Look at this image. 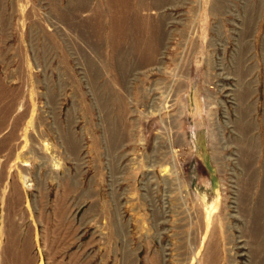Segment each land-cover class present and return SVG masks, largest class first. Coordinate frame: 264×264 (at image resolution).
Here are the masks:
<instances>
[{
  "label": "rangeland",
  "instance_id": "374dc122",
  "mask_svg": "<svg viewBox=\"0 0 264 264\" xmlns=\"http://www.w3.org/2000/svg\"><path fill=\"white\" fill-rule=\"evenodd\" d=\"M151 1L140 11L170 15L176 33L131 99L103 53L115 0H0V264H264V50L250 53L243 133L225 48L242 14L264 41V0ZM216 57L226 90L207 87L226 110L211 131L197 125L196 79ZM177 76L182 96L171 82L164 99Z\"/></svg>",
  "mask_w": 264,
  "mask_h": 264
},
{
  "label": "crops",
  "instance_id": "0c3cea01",
  "mask_svg": "<svg viewBox=\"0 0 264 264\" xmlns=\"http://www.w3.org/2000/svg\"><path fill=\"white\" fill-rule=\"evenodd\" d=\"M101 3H104L106 6L108 5V0H99ZM118 5V11L114 16L104 14L101 16L102 27L104 30L101 31L105 36L103 39V53L106 50H109V54L107 58L109 60L110 69L108 74L115 77V75L123 76L122 83L131 87L130 90V98L133 99L136 96L143 95L142 89L140 87L144 83L142 77L145 73H149L152 67L162 60V67L164 66V60L167 52L170 50L172 46V40L175 36L176 30L173 27L174 22L173 17L168 15V17L164 16L161 21H157L156 19L151 17V19L147 18L148 12L154 11V8L147 7L140 11V0H115ZM146 3H152L151 0H146ZM110 10L106 8V12ZM87 11V10H86ZM145 11L146 13H144ZM105 12V13H106ZM90 20H94V17H90ZM115 20V24L113 21ZM239 29L237 30H229L227 34V47L230 48L232 53L230 55L232 57V66L238 68L237 76L234 75L232 91L234 95V115L236 119L233 123V131L236 132H249L253 130L252 124L249 121V116L253 111V92L258 91V87L253 86V82L249 78V65H250V53L252 51L264 50V46L260 47V43H264V41L257 40L255 44L252 43V33L250 31V18L245 14H242L241 18H239ZM156 25L159 33L156 37ZM234 25V24H233ZM87 26V22H86ZM115 31V32H114ZM104 32V33H103ZM114 34L122 36V46L114 45L113 36ZM146 36L148 37L146 40ZM256 41V38L254 39ZM218 40L216 39V42ZM213 43V42H212ZM259 43V44H256ZM218 46V44L216 43ZM213 47V44H212ZM224 48V49H225ZM102 50V49H101ZM100 50V58H103L105 55L102 54ZM117 52H122V68L119 69V66H115L113 64L116 59L118 60ZM209 62V61H208ZM206 63L204 72V80H203V72L202 76L197 75V86H196V99L199 104L197 110L198 117V126L200 129L205 125L204 128L207 130H220L221 126L219 124V114L217 107H223V111L226 110L224 104H222L217 96V94L213 91L211 86L208 88V85H214V88L219 84L218 87H221L217 90L222 92L225 89L221 84V79L226 81L228 76H225L223 73H218L219 70V59L216 57V62L211 60L210 63ZM166 63V60H165ZM215 65V66H214ZM209 68V70H208ZM217 68V71L216 69ZM165 72V68H164ZM163 75H165L163 73ZM183 77L177 76L173 81L169 79H162L163 86V98H166V92L170 91L171 82L177 84L178 92L176 94L173 93L175 98H180L182 96L183 87ZM232 83V82H231ZM226 84V83H225ZM182 87V88H181ZM183 91V90H182ZM141 93V94H139ZM169 96L172 94L170 92L167 93ZM119 98L115 95L106 96V99H116ZM138 98V97H137ZM208 99L206 102H200L198 99ZM205 103V107H204ZM225 109V110H224ZM108 115H114L116 112H106ZM200 118V121H199ZM200 122V123H199ZM242 140V143L239 142V147H244L246 145ZM214 147L213 144H211ZM200 147H204V141H200Z\"/></svg>",
  "mask_w": 264,
  "mask_h": 264
}]
</instances>
